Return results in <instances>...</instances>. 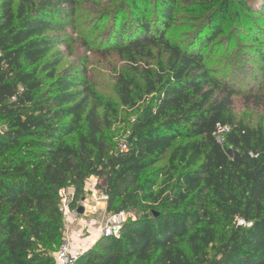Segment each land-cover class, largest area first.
<instances>
[{"label": "trees", "instance_id": "1", "mask_svg": "<svg viewBox=\"0 0 264 264\" xmlns=\"http://www.w3.org/2000/svg\"><path fill=\"white\" fill-rule=\"evenodd\" d=\"M260 3L0 0V264H55L59 191L76 210L90 178L108 214L139 217L75 264H264V84L243 71V88L210 60L241 22L264 34ZM70 29L108 65L110 96L85 60L60 70ZM123 112L127 153L107 136Z\"/></svg>", "mask_w": 264, "mask_h": 264}, {"label": "rangeland", "instance_id": "2", "mask_svg": "<svg viewBox=\"0 0 264 264\" xmlns=\"http://www.w3.org/2000/svg\"><path fill=\"white\" fill-rule=\"evenodd\" d=\"M249 2H258L261 4V0H248ZM262 20V19H261ZM259 21V26L264 28L262 25L263 21ZM92 21H88L86 24L90 27L92 25ZM195 24V23H190ZM235 25L232 26V28ZM236 30L233 31L229 29L226 33L220 37H218L217 41L219 45L218 49L213 51V54L210 55V60L213 68H215L218 72V75L225 78H230L233 81L237 82L241 87H245L247 83H252V79L249 78V75L244 74L243 71H253L256 73L258 77V83L264 84V76L260 70L263 66V63L260 61L257 50L261 49L264 51V34H256L254 32H249L246 30V26L242 24L236 25L234 27ZM184 29L177 25L171 30L168 35L174 40H180L182 37ZM67 35L70 37H74L75 39L70 43L69 48L65 49L61 47L63 50V65L60 68H66L67 66H78L85 60L87 63V69L89 71V75L92 77V80L96 83L97 88L100 92H103L107 96H110L112 80L110 78L108 72V65L104 60H102L99 53L92 54L93 52H88L85 48H82L80 44V40H76L78 38L77 34L80 30L72 33V30H67ZM261 33V32H260ZM104 33H100L97 35H89L88 32L83 34V39L86 42H90L91 44L97 43V46L100 40L104 37ZM97 47H94V49ZM92 49V50H94ZM246 61V62H245ZM113 63H116L113 61ZM242 74V75H241ZM244 74V75H243ZM247 77V79L242 78ZM239 114H245L249 120L253 122H257L260 113L259 112H250L246 111L241 105L238 104ZM133 114L130 112H123L120 114L119 123L115 124L113 129L107 133V136L110 141L111 147L115 150H119L120 144L124 143L127 137V124L133 120ZM92 186L91 180H88L85 183V187L81 194V199L77 202V206H82L84 209L87 207H93L92 213L88 218L84 217V219L89 221L90 233H94L98 240L102 239L100 224L105 222V220L111 215L106 212V201L100 199V196L97 195L95 197L91 196L88 191V187ZM67 198L68 200L73 195V189L70 188L67 190ZM81 217V216H80ZM83 217V216H82ZM139 217V214L135 211H127L126 212V222L128 220H136ZM65 231H68V228H64ZM74 228L73 230H76ZM85 234V236L89 235ZM84 236V237H85ZM96 242V243H97ZM95 243V244H96Z\"/></svg>", "mask_w": 264, "mask_h": 264}, {"label": "built area", "instance_id": "3", "mask_svg": "<svg viewBox=\"0 0 264 264\" xmlns=\"http://www.w3.org/2000/svg\"><path fill=\"white\" fill-rule=\"evenodd\" d=\"M226 129L219 128L218 133L221 134L225 132ZM119 150L122 153L128 152V147L126 143H122L119 146ZM92 182V186L88 187V191L91 196L95 197L97 195L100 196V199L107 200L105 196H103L96 189L97 180L94 178H90ZM67 190L63 189L59 191V199H60V208L63 212L64 216V225L66 228L69 227L70 223L79 222L80 216L76 213V210L69 209V201L67 198ZM126 222V212H121L119 214H111L105 222L100 224L101 236L102 238H115L119 239L122 232V227ZM83 255L80 250H77L73 246V241L70 240L66 232L64 233L63 242L54 255V263L55 264H75L77 260Z\"/></svg>", "mask_w": 264, "mask_h": 264}, {"label": "crops", "instance_id": "4", "mask_svg": "<svg viewBox=\"0 0 264 264\" xmlns=\"http://www.w3.org/2000/svg\"><path fill=\"white\" fill-rule=\"evenodd\" d=\"M93 207H87L84 209V214L80 217L79 222H73L69 224L66 234L73 241V246L77 250H80L83 254L89 251L97 242L98 237L94 233H90L91 226L89 221L87 222L84 217L88 218L92 213ZM77 228L76 230H73ZM89 235L85 236V234ZM85 236V237H84Z\"/></svg>", "mask_w": 264, "mask_h": 264}, {"label": "water", "instance_id": "5", "mask_svg": "<svg viewBox=\"0 0 264 264\" xmlns=\"http://www.w3.org/2000/svg\"><path fill=\"white\" fill-rule=\"evenodd\" d=\"M76 213L79 215V216H82L84 214V208L82 206H79L77 209H76Z\"/></svg>", "mask_w": 264, "mask_h": 264}]
</instances>
